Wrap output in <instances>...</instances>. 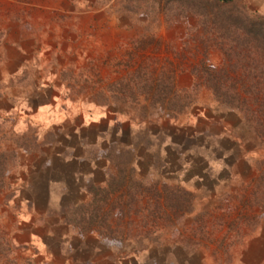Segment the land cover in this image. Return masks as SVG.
Wrapping results in <instances>:
<instances>
[{"label":"rangeland","instance_id":"obj_1","mask_svg":"<svg viewBox=\"0 0 264 264\" xmlns=\"http://www.w3.org/2000/svg\"><path fill=\"white\" fill-rule=\"evenodd\" d=\"M29 85L102 133L18 132ZM31 220L118 264H264V0H0V264Z\"/></svg>","mask_w":264,"mask_h":264},{"label":"crops","instance_id":"obj_2","mask_svg":"<svg viewBox=\"0 0 264 264\" xmlns=\"http://www.w3.org/2000/svg\"><path fill=\"white\" fill-rule=\"evenodd\" d=\"M29 85L18 88L16 91H11L7 94L6 100L10 103L11 108L3 109L1 114L4 118L9 120H15L17 131L24 132L26 129H38L42 130H56L58 127L66 126V122H73L74 118L80 119V124L78 130L73 131V134H76L78 137V144L85 143V136H82V131L87 132V130H92L98 134L102 133V129L98 126L100 123L98 121H92L93 123H83L81 117H78L79 113H72L69 110H66L63 107H58L57 104H49L46 101L41 103V100L44 98L50 97L51 99L55 98V95L58 92V89L55 87L43 88L40 85L32 87ZM16 92L17 94L15 95ZM75 116V117H74ZM82 116V115H79ZM66 124V125H65ZM81 133V135H80ZM67 137V136H66ZM73 147V146H72ZM71 148V147H70ZM67 149V148H66ZM72 149V148H71ZM55 159L50 162L44 161L42 165H47V167H42V170H48L49 173L56 171V164H58V170L62 168H72L77 170V173H80V164L86 163L91 167V171L97 167L91 166L92 164L88 163L86 160L83 161L82 158L78 157L75 154H56ZM35 160L26 161L22 164V170H27V172H36L38 167ZM54 164V165H52ZM26 172V171H25ZM44 191H53L51 187L49 188L48 184ZM37 211V209H35ZM28 227H33L32 234L29 235L28 246L32 245V248H38V251H33V253L27 254L28 261L32 264H118V258L114 256L113 253L104 254L102 252L96 253L95 251L91 254L88 251L89 244L87 242H80L76 239L75 235L69 231V233L61 235V247L59 251L54 250L51 247V244L46 240L45 237L38 234L37 229L38 225L35 223V220L26 221ZM39 222V221H38ZM60 224H64L63 221ZM51 225V224H50ZM70 228V226H67ZM54 232L47 233V237L52 238ZM59 238V237H58ZM91 263V264H92Z\"/></svg>","mask_w":264,"mask_h":264},{"label":"trees","instance_id":"obj_3","mask_svg":"<svg viewBox=\"0 0 264 264\" xmlns=\"http://www.w3.org/2000/svg\"><path fill=\"white\" fill-rule=\"evenodd\" d=\"M227 1H232V0H227Z\"/></svg>","mask_w":264,"mask_h":264}]
</instances>
